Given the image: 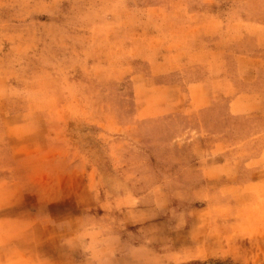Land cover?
<instances>
[{"label": "rangeland", "instance_id": "obj_1", "mask_svg": "<svg viewBox=\"0 0 264 264\" xmlns=\"http://www.w3.org/2000/svg\"><path fill=\"white\" fill-rule=\"evenodd\" d=\"M194 260L264 264V0H0V264Z\"/></svg>", "mask_w": 264, "mask_h": 264}, {"label": "crops", "instance_id": "obj_2", "mask_svg": "<svg viewBox=\"0 0 264 264\" xmlns=\"http://www.w3.org/2000/svg\"><path fill=\"white\" fill-rule=\"evenodd\" d=\"M225 121H226V119H225ZM224 121V122H225ZM196 159V158H195ZM196 161H199V160H194V162H196ZM221 161V160H220ZM221 162H223V161H221ZM189 163H192V160H191V162H189V161H187V162H185L184 163V165H186V164H189ZM204 164L203 162H200L199 164ZM212 163V162H211ZM210 164V163H209ZM220 165H222V166H224V167H226V164L225 163H219ZM211 165H214V163L213 164H211ZM201 172H196V175H193L192 177H193V180L196 182V186L195 187H198V189H199V191L200 192H203V191H205L206 193H207V191H209V194H211V196H209L208 198H210V199H208V200H212V197L214 198V197H216V194H215V190H210V189H208V188H206L205 186H204V184H202V182H204V183H206V182H208V181H212V179L209 177V176H207V175H202V174H200ZM185 176H187V175H185ZM226 179H227V176L226 177H224V180L226 181ZM227 181H229L230 182V179L228 178V180ZM199 212H202V213H211L212 214V216H214V221L216 220V211H214V209L213 208H211L210 206H208V205H206V206H201V207H199ZM204 216H206V215H204ZM196 217L195 216V214L193 215V217H190V218H188V226H187V229L188 228H193V227H196L194 224L197 222V224H199L200 226L202 225L201 223H202V221L203 220H205V217ZM248 217H250V215L248 214V212H244V213H241V214H239V217H238V219L236 220L237 221V223L238 224H240L241 223V221L243 222V221H245V220H248V221H251V219L250 218H248ZM224 220H225V226H226V224L228 225V226H230L231 224H232V221L230 220L231 219V215H230V211H227L226 210V212L224 213ZM228 221V222H227ZM210 223H211V221H209ZM216 223V222H215ZM212 224V223H211ZM230 224V225H229ZM231 227V226H230ZM229 227V228H230ZM230 230H231V228H230ZM229 231V230H228ZM232 235L229 233V234H227V235H225L223 238H225V237H228V240H230L229 239V237H231ZM202 239L204 238V236L203 237H201ZM214 244H215V242H214ZM214 244H210V245H214ZM216 249V248H215ZM193 255L192 256H189V258H192V259H198L199 257H201V256H198V255H194V251H193V253H192Z\"/></svg>", "mask_w": 264, "mask_h": 264}, {"label": "trees", "instance_id": "obj_3", "mask_svg": "<svg viewBox=\"0 0 264 264\" xmlns=\"http://www.w3.org/2000/svg\"><path fill=\"white\" fill-rule=\"evenodd\" d=\"M186 264H204V263L199 261V260H194V261L188 262Z\"/></svg>", "mask_w": 264, "mask_h": 264}]
</instances>
